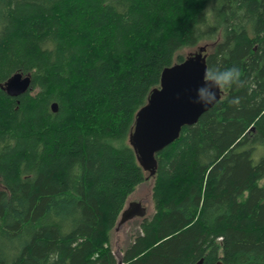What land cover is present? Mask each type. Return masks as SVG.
I'll return each mask as SVG.
<instances>
[{"label": "trees", "instance_id": "trees-1", "mask_svg": "<svg viewBox=\"0 0 264 264\" xmlns=\"http://www.w3.org/2000/svg\"><path fill=\"white\" fill-rule=\"evenodd\" d=\"M202 44L243 86L148 177L129 145L136 114ZM16 73L32 83L11 97ZM148 178L154 213L118 256L111 234ZM201 259L264 264V0H0V264Z\"/></svg>", "mask_w": 264, "mask_h": 264}, {"label": "water", "instance_id": "water-1", "mask_svg": "<svg viewBox=\"0 0 264 264\" xmlns=\"http://www.w3.org/2000/svg\"><path fill=\"white\" fill-rule=\"evenodd\" d=\"M206 51V46H200L183 62L164 69L160 86L152 90L147 103L136 114L129 145L148 177L156 175V155L178 140L185 126L198 123L200 117L222 98L223 92L217 91L214 104L204 107L195 102L197 89L203 86L208 67ZM31 83L30 75L16 73L2 85V89L11 97H19L30 89ZM52 111H58L57 103H53ZM146 214L147 209L141 202H132L122 212L118 226ZM203 263L204 259H201L197 264ZM215 264L225 263L219 260Z\"/></svg>", "mask_w": 264, "mask_h": 264}, {"label": "rangeland", "instance_id": "rangeland-1", "mask_svg": "<svg viewBox=\"0 0 264 264\" xmlns=\"http://www.w3.org/2000/svg\"><path fill=\"white\" fill-rule=\"evenodd\" d=\"M201 46H204V44H202ZM197 49L198 48L185 49L182 51V53L187 56L190 53L197 51ZM258 158V156H255V160H258ZM152 188L153 179L148 178L143 184L138 186L135 192L129 197L126 207H128V205L132 202H141L147 209V214L145 217L152 216V214L154 213ZM143 219L144 217H137L133 220L128 221L121 227L117 226L112 232V248L114 252L118 254V256H121V252H124L128 248V246H130L134 242L135 236L140 229L139 225L141 224Z\"/></svg>", "mask_w": 264, "mask_h": 264}, {"label": "clouds", "instance_id": "clouds-1", "mask_svg": "<svg viewBox=\"0 0 264 264\" xmlns=\"http://www.w3.org/2000/svg\"><path fill=\"white\" fill-rule=\"evenodd\" d=\"M242 72L236 66L221 70L216 67L205 69L203 86L197 89L196 103L207 107L216 102L217 91L223 92L233 87H242ZM236 103L237 101H232Z\"/></svg>", "mask_w": 264, "mask_h": 264}, {"label": "bare ground", "instance_id": "bare-ground-1", "mask_svg": "<svg viewBox=\"0 0 264 264\" xmlns=\"http://www.w3.org/2000/svg\"><path fill=\"white\" fill-rule=\"evenodd\" d=\"M208 64V63H207Z\"/></svg>", "mask_w": 264, "mask_h": 264}]
</instances>
